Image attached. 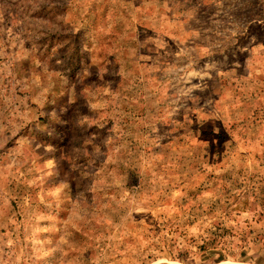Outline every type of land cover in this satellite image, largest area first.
Instances as JSON below:
<instances>
[{
	"label": "rangeland",
	"instance_id": "374dc122",
	"mask_svg": "<svg viewBox=\"0 0 264 264\" xmlns=\"http://www.w3.org/2000/svg\"><path fill=\"white\" fill-rule=\"evenodd\" d=\"M0 264H264V0H0Z\"/></svg>",
	"mask_w": 264,
	"mask_h": 264
}]
</instances>
